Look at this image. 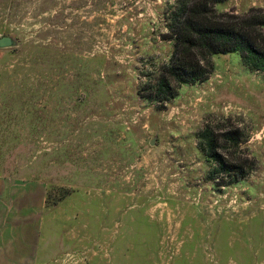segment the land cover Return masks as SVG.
Segmentation results:
<instances>
[{
	"label": "rangeland",
	"instance_id": "rangeland-1",
	"mask_svg": "<svg viewBox=\"0 0 264 264\" xmlns=\"http://www.w3.org/2000/svg\"><path fill=\"white\" fill-rule=\"evenodd\" d=\"M174 5L0 0V201L23 240L0 264H264V72L216 55L162 109L142 98ZM208 122L245 135L242 181L199 151Z\"/></svg>",
	"mask_w": 264,
	"mask_h": 264
},
{
	"label": "trees",
	"instance_id": "trees-1",
	"mask_svg": "<svg viewBox=\"0 0 264 264\" xmlns=\"http://www.w3.org/2000/svg\"><path fill=\"white\" fill-rule=\"evenodd\" d=\"M225 1L175 0L166 17L164 37L173 43L172 56L142 86V98L162 109L183 85L208 81L216 55L239 54L252 72H264V11L259 8L245 14L219 11L217 6ZM196 137L199 151L214 163L217 172L230 175L229 184L242 181L254 171V164L248 169V160L242 161L239 151L247 140L238 127L208 122Z\"/></svg>",
	"mask_w": 264,
	"mask_h": 264
},
{
	"label": "crops",
	"instance_id": "crops-1",
	"mask_svg": "<svg viewBox=\"0 0 264 264\" xmlns=\"http://www.w3.org/2000/svg\"><path fill=\"white\" fill-rule=\"evenodd\" d=\"M227 0L224 2L226 3ZM236 1L233 2V5L235 4ZM222 3V4H224ZM240 0L238 1V5L237 6H233L232 7H226L222 9V12H230V11H234L238 14L241 13H247L248 11H250L252 8H261L264 10V0H250V5H248V9L243 10L242 7H240ZM240 56V55H239ZM240 63L244 69V71H249L250 73H252V71L246 67L242 61V58L240 56ZM254 73H258V72H254ZM5 188L4 186L0 185V198H1V194H4ZM4 197V195L2 196V198ZM4 203L0 201V262L3 263V258L4 257V253H6V260H8V262H10L9 258L11 256V252H19L21 245L23 244V240L20 237L18 231L16 230V233L14 234L13 237L9 238V235L6 236L7 233H4L3 231V227H5V222H4V218L5 216L10 217V211L8 212V210L5 211V206L3 205ZM22 241V242H21Z\"/></svg>",
	"mask_w": 264,
	"mask_h": 264
},
{
	"label": "water",
	"instance_id": "water-1",
	"mask_svg": "<svg viewBox=\"0 0 264 264\" xmlns=\"http://www.w3.org/2000/svg\"><path fill=\"white\" fill-rule=\"evenodd\" d=\"M16 46V40L11 36L0 37V49H9ZM155 145V140H152L151 146Z\"/></svg>",
	"mask_w": 264,
	"mask_h": 264
}]
</instances>
